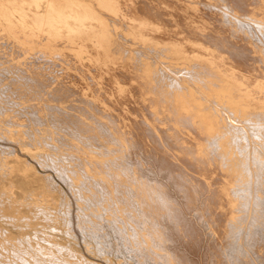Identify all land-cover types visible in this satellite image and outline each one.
<instances>
[{
    "label": "rangeland",
    "instance_id": "1",
    "mask_svg": "<svg viewBox=\"0 0 264 264\" xmlns=\"http://www.w3.org/2000/svg\"><path fill=\"white\" fill-rule=\"evenodd\" d=\"M18 1L0 0V264H185L170 231L175 210L200 227L192 209L223 231L219 245L203 229L198 264H264V76L249 84L224 69L218 42L196 43L166 0ZM184 1L206 37L202 0ZM227 1L204 3L255 48L264 73V0L249 19ZM160 17L174 25L162 42L146 29L154 20L161 31ZM133 123L152 136L148 148ZM150 139L177 162L199 155L215 164L222 183L185 162L188 174L162 169Z\"/></svg>",
    "mask_w": 264,
    "mask_h": 264
},
{
    "label": "bare ground",
    "instance_id": "2",
    "mask_svg": "<svg viewBox=\"0 0 264 264\" xmlns=\"http://www.w3.org/2000/svg\"><path fill=\"white\" fill-rule=\"evenodd\" d=\"M11 1V0H10ZM18 1V0H17ZM23 1V0H22ZM21 1V2H22ZM29 1V0H28ZM32 1V0H31ZM128 1V0H127ZM149 1V0H148ZM162 1V0H161ZM164 1V3H165V0H163ZM229 1V2H228ZM227 2L229 3V4H226V5H229V6H231L234 10H238V12H241L243 15L245 14H247V16L248 15H251L253 12H254V9H253V7H255L254 5L255 4H259V2L261 1V0H228ZM19 2V1H18ZM17 2V3H18ZM36 2H37V0H36ZM35 2V3H36ZM128 2H130V1H128ZM141 2H144L145 4H146V1H141ZM152 2V1H151ZM154 2V1H153ZM158 2V1H157ZM166 2L168 3V5L170 6H168L170 9H171V11L174 13V15H175V17H176V20H177V22H178V24H179V26H180V28L181 29H186L187 31H189L191 34H193V39H196L195 37H197V42L196 43H198V39H199V41L201 40V39H208V40H210V41H214V40H216L217 42H218V44H219V52H217V55L220 57L221 55H223V53H225L226 54V57H225V63H226V68H224V69H227V70H231V69H233V70H235V74H236V77H237V79H241V80H243L244 82L246 81L247 83H249V84H254L256 81H257V79H258V77H262V76H264V73H262L260 70V68H258V66H257V60L259 59V57H257L255 54H256V52H255V48H253L250 44H248V43H246L244 40H242L240 37H234L233 35H232V33H231V31L229 30V28H226V26L224 27L222 24L220 25L219 23H217V21L219 22V18H218V16H219V13L217 14L215 11V9H216V7L214 8L213 6H211V5H209V4H205L204 3V0H202V1H200V3L198 4L199 6H200V9H201V11H202V15H206V17H208V18H210V20L212 21H210L211 22V24H212V26L209 28V31H208V33H207V36L206 37H204V36H202L200 33H198L197 31V33L193 30V26L191 25V23L190 22H194V21H199L198 20V16L195 14V12H193V11H190L191 9H189L188 7H187V5H186V3H185V1L184 0H166ZM192 2V1H191ZM226 2V1H225ZM25 3V2H24ZM27 3V2H26ZM148 3V2H147ZM190 3V2H189ZM220 3V2H219ZM39 4V3H38ZM37 4V5H38ZM123 4V3H122ZM141 4V3H140ZM211 4H213V3H211ZM223 4V3H222ZM37 5H36V7H37ZM134 5H136V3H134ZM148 5V4H147ZM152 5V4H151ZM164 5V4H163ZM162 5V6H163ZM26 6V5H25ZM24 6V7H25ZM122 6V5H121ZM125 6V5H124ZM138 6V5H137ZM144 5H140V10L142 9L144 12H147L148 14H149V16L151 17H153V15H152V13H151V10H153V9H151L150 10V8H149V6H148V8L146 9V7H143ZM158 6V5H157ZM196 6V5H195ZM50 7V6H49ZM154 7H155V5H154ZM28 8V7H27ZM26 8V9H27ZM139 8V7H138ZM160 8H162V7H160ZM165 8V7H164ZM163 8V9H164ZM190 8H194V6L193 7H190ZM196 8V7H195ZM232 8H231V10H232ZM156 9V8H155ZM263 9V8H262ZM28 10V9H27ZM133 10V9H132ZM131 10V12H133ZM138 10V9H137ZM199 10V9H198ZM197 10V11H198ZM223 10H225L224 8H223ZM229 10V9H228ZM234 10H232V12L234 11ZM29 11V10H28ZM122 11V10H121ZM142 11V12H143ZM165 11H166V9H165ZM168 11V10H167ZM196 11V12H197ZM200 11V10H199ZM218 11H220V9L218 10ZM138 12V11H137ZM153 12V11H152ZM226 12V11H225ZM231 12V11H230ZM229 12V13H230ZM231 12V13H232ZM28 13V12H27ZM33 13V18L36 20V22L39 24H42L43 22V20H42V16L41 15H39L38 13H36V12H31V14ZM129 13H130V11H129ZM128 13V14H129ZM136 13V12H135ZM154 13V12H153ZM162 13V12H161ZM171 13V12H170ZM169 12H168V14H170ZM222 13V12H221ZM224 13V12H223ZM228 13V12H227ZM230 13V14H231ZM105 14V13H104ZM130 14H132V13H130ZM143 14V13H142ZM163 14V13H162ZM162 14H160V15H162ZM172 14V13H171ZM240 14V13H239ZM242 14H240V15H242ZM19 15V14H18ZM107 15V14H106ZM155 15V14H154ZM158 15V14H157ZM166 15V14H165ZM258 15V14H257ZM256 15V16H257ZM22 16V15H21ZM132 16V15H131ZM226 16H227V14H226ZM234 16V15H233ZM247 16H245V17H247ZM260 16V15H259ZM56 17V16H55ZM78 17V16H77ZM82 17V16H81ZM105 17V16H104ZM133 17V16H132ZM134 17L135 18H137V21H135L134 22V24H136V26L138 25V24H140V22L142 21V20H140V17H141V19L143 18L142 16H141V12H140V14H138V13H136L135 15H134ZM202 17V16H201ZM236 17V16H235ZM47 18V17H46ZM62 18V17H61ZM61 18H60V20H61ZM84 18V17H83ZM135 18H132V19H134L135 20ZM138 18H139V21H138ZM155 18H156V16H155ZM203 18V17H202ZM226 18V17H225ZM229 18H230V16H229ZM258 18V17H257ZM51 19V18H50ZM70 19V18H69ZM128 19V18H127ZM150 19H154V17L153 18H150ZM222 19V18H221ZM221 19H220V23H221ZM224 19V18H223ZM242 19V18H241ZM248 19H249V16H248ZM54 20H55V18H54ZM57 20H58V18H57ZM56 20V21H57ZM81 20V19H80ZM118 20V19H117ZM146 20V19H145ZM227 20V19H226ZM78 21V20H77ZM127 21V20H126ZM130 21V20H129ZM129 21H128V23H129ZM146 21H148V20H146ZM228 21V20H227ZM230 21V20H229ZM240 21V20H239ZM247 21V20H246ZM249 21V23H250V20H248ZM35 22V23H36ZM51 22V21H50ZM75 22V21H74ZM158 22V20H156V23ZM200 22V21H199ZM198 22V23H199ZM214 22V23H213ZM223 22V21H222ZM66 23V22H65ZM133 23V21L131 22V24ZM158 23H161V27H160V30L161 31H158L157 30V27H156V25H155V21L153 20V21H151L147 26V30L149 31V32H147L146 30L144 31V33H150V35L152 34V37H156V39H160V41L162 42V40L163 39H165V38H170L171 39V37L173 38V36L171 35V33L173 34L174 33V29H173V27L172 26H174L173 24H172V22H171V20H169V18L168 17H160V21L158 22ZM225 23V22H224ZM233 23V22H232ZM235 23V22H234ZM244 23V22H243ZM247 23V22H246ZM252 23V22H251ZM39 24V25H40ZM60 24V23H59ZM175 24V23H174ZM210 24V23H209ZM229 24V23H228ZM255 24V23H254ZM53 25V24H52ZM67 25V24H66ZM143 25H144V23H143ZM158 25V24H157ZM230 25V24H229ZM233 25V24H232ZM241 25V24H240ZM243 25V24H242ZM250 25V24H249ZM159 26V25H158ZM175 26H176V24H175ZM210 25H208V27H209ZM246 26V25H245ZM248 26V25H247ZM246 26V27H247ZM54 27V26H53ZM141 27H143V26H141ZM201 27V26H200ZM207 27V26H206ZM236 27V26H235ZM240 27V26H239ZM243 27V26H242ZM250 27H251V25H250ZM89 28V27H88ZM179 28V29H180ZM195 28V27H194ZM203 28V27H202ZM159 29V28H158ZM181 29H180V33H181ZM208 29V28H207ZM233 29H234V27H233ZM240 29V28H239ZM144 30V29H143ZM139 31H141V28H140V30ZM177 31V30H176ZM206 31V30H205ZM244 31V30H243ZM119 32V31H118ZM188 32V33H189ZM193 32V33H192ZM240 32V31H239ZM239 32H237V33H239ZM143 33V34H144ZM186 33V32H185ZM241 34V33H240ZM140 35V34H139ZM146 35V34H145ZM184 35V34H183ZM245 35V34H244ZM242 36H243V34H242ZM247 36V35H246ZM123 37V36H122ZM143 37V36H142ZM180 37V36H179ZM182 38L184 37V36H181ZM186 37V36H185ZM187 38V37H186ZM186 38L185 39H181V38H179V40H182V41H184V40H186ZM243 38H244V36H243ZM155 39V38H154ZM156 39H155V41H156ZM176 39V38H175ZM244 39H247V38H244ZM189 40H191V39H189ZM159 41V40H158ZM192 41V40H191ZM164 42V41H163ZM165 42H167V40L165 41ZM173 42V41H172ZM174 42H175V40H174ZM193 42V41H192ZM206 42V41H205ZM209 42V41H208ZM208 42H206V43H208ZM177 43V42H176ZM179 43V42H178ZM180 43H182V42H180ZM210 44H211V42H209ZM124 44V43H123ZM185 44V43H184ZM212 44H214V43H212ZM211 44V45H212ZM179 45V44H178ZM201 45V44H200ZM210 45V46H211ZM216 45V44H215ZM180 46V45H179ZM185 46H187V45H185ZM213 46L214 45H212V48H213ZM191 47V46H190ZM202 47V46H201ZM186 48V47H185ZM188 49H189V47H188ZM199 49V48H198ZM188 51V50H187ZM193 51V50H192ZM202 51V50H201ZM200 51V52H201ZM189 52V51H188ZM259 52V51H258ZM199 53V52H198ZM102 54V53H101ZM263 54V53H262ZM206 55V54H205ZM213 55V54H212ZM225 56V55H224ZM217 57V56H216ZM224 58V57H223ZM261 59H264V58H261ZM154 60V59H153ZM224 61H222V63H223ZM262 62V61H261ZM224 66V65H223ZM263 70H264V67H263ZM264 72V71H263ZM107 73V72H106ZM123 74V73H122ZM166 74V73H165ZM126 75V74H125ZM168 75V74H167ZM234 78V77H233ZM264 78V77H263ZM128 79V78H127ZM127 81V80H126ZM258 88V87H257ZM115 90V89H114ZM257 90H255V92H256ZM124 101V100H123ZM125 103V102H124ZM124 105V104H123ZM122 106V105H121ZM132 106V105H131ZM121 108V107H120ZM144 108V107H143ZM139 109V108H138ZM149 114V113H148ZM147 114V115H148ZM152 114V113H151ZM124 116V115H123ZM140 121V120H139ZM138 121V122H139ZM135 123H137V122H135ZM135 123H133L134 124V127L135 126H137L136 128L139 130L138 131V133H136L137 134V137L139 136L140 138H139V141H140V139L142 140V144H140V145H143L144 146V144L145 143H147L148 144V141H149V137L150 138H152V136H150V134L148 133V132H146L144 129H143V127H142V125L140 124V123H138L137 125L135 124ZM190 127V126H189ZM262 127V126H261ZM136 128H133V130L134 129H136ZM150 130V129H149ZM163 130V129H162ZM167 130V129H166ZM165 130V131H166ZM175 130V129H174ZM192 130V129H191ZM164 131V130H163ZM193 131V130H192ZM252 131V130H251ZM255 131V130H254ZM136 132H137V130H136ZM151 133V132H150ZM161 133H162V131H161ZM165 133V132H164ZM196 133V132H195ZM246 133V132H245ZM134 134V133H133ZM135 134V135H136ZM154 134V133H153ZM167 134V133H166ZM169 134V133H168ZM167 134V135H168ZM194 134V133H193ZM256 134V133H255ZM155 135V134H154ZM167 135H165V136H167ZM196 135V134H195ZM198 137V139H201L202 137H200L199 135H197ZM136 137V138H137ZM167 137H169V136H167ZM182 137V136H181ZM258 137V136H257ZM183 138V137H182ZM164 139H166V138H164ZM235 139V138H234ZM156 140V139H155ZM191 140V139H190ZM150 141H151V139H150ZM157 141V140H156ZM166 141H167V139H166ZM200 141V140H199ZM234 141V140H233ZM191 142V141H190ZM240 142V141H239ZM144 143V144H143ZM149 143H151L153 146L152 147H154L153 148V150L155 149V152L157 153V155H159V159H160V162H161V168L163 169H165V168H168L167 170H168V172H174V173H179V172H182V173H187L186 172V170L184 169V167H183V163L185 162V166H186V164L190 167V170H192V171H196L197 173H198V171H199V174H200V172H201V174L200 175H205L206 176V178L208 179L209 177V179H211V177L213 178H216V179H214V180H216L215 182H218V183H222V182H220V180L222 179L221 177H220V179L217 181V178H219V175H218V173L220 172H218L217 173V170H216V168H214L213 166L215 165H209L208 164V162H207V160H205L203 157H200L199 155H197V156H194L192 159H183V162L181 161V162H177V161H175L174 159H172V157H171V155H169V154H164L163 153V151H162V149H160L158 146H157V144H156V142L154 143V141H151V142H149ZM159 143V142H158ZM167 143V142H166ZM195 143V142H194ZM194 143H192V144H194ZM214 143V142H213ZM161 144V143H160ZM146 145V144H145ZM7 146V145H6ZM147 146V148L149 147L148 145H146ZM162 146V145H161ZM194 146V145H193ZM192 146V147H193ZM196 147L198 146V145H195ZM132 147V146H131ZM151 147V148H152ZM187 147V146H186ZM196 147H193L194 149L196 148ZM217 147V146H216ZM174 148V147H173ZM256 149H257V147H256ZM188 150V149H187ZM142 151V150H141ZM149 151V150H148ZM197 151V150H196ZM254 151V150H253ZM166 152V151H165ZM190 152V151H189ZM131 153V152H130ZM155 153V154H156ZM191 153V152H190ZM153 154V153H152ZM149 155V154H148ZM176 155V154H175ZM195 155V154H194ZM153 156V155H152ZM261 156V155H260ZM145 157V156H144ZM156 157V156H155ZM213 158V157H212ZM260 158V157H259ZM134 159V158H133ZM181 159V160H182ZM154 160V159H153ZM159 161V160H158ZM212 161H213V159H212ZM219 161V160H218ZM157 162V161H156ZM225 162V161H224ZM262 162V161H261ZM147 163H148V161H147ZM152 163V162H151ZM158 163V162H157ZM253 163H254V160H253ZM211 164H212V162H211ZM218 165V164H217ZM158 167V166H157ZM188 167V168H189ZM239 167V166H238ZM159 169V168H158ZM161 169V170H162ZM218 169H220V167L218 168ZM148 170V169H147ZM185 170V171H184ZM43 171V170H42ZM163 171H165V170H163ZM246 171V170H245ZM46 172V171H45ZM148 172V171H147ZM149 172H150V169H149ZM167 171H165V173H166ZM220 173H223V172H220ZM219 173V174H220ZM188 174V173H187ZM260 174V173H259ZM262 174V173H261ZM153 175H154V173H153ZM153 175H151V176H153ZM166 175V174H165ZM169 175V174H168ZM189 175H191V178H192V176H195V175H192V174H189ZM221 175V174H220ZM179 176H180V174H179ZM182 176V175H181ZM223 176V175H222ZM229 176V175H228ZM260 176V175H259ZM262 176V175H261ZM260 176V177H261ZM154 177V176H153ZM157 177V176H156ZM178 177V176H177ZM197 177V176H196ZM224 177V176H223ZM164 178V177H163ZM166 178H168V177H166ZM170 178V177H169ZM183 178H185V177H183ZM194 178V177H193ZM251 178V177H250ZM153 179V178H152ZM157 179V178H156ZM155 179V180H156ZM198 179V178H197ZM204 179V178H203ZM258 179V178H257ZM260 179V178H259ZM183 180V179H182ZM187 180V179H186ZM185 180V181H186ZM195 180V179H194ZM213 180V179H212ZM212 180H210V181H212ZM184 181V180H183ZM188 181V180H187ZM199 181H201L200 179H199ZM198 180H196L195 181V183H198L199 182ZM206 181V180H205ZM221 181H223V180H221ZM250 181V180H249ZM259 181V180H258ZM257 182V181H256ZM183 183V182H182ZM192 183V182H191ZM201 183H202V181H201ZM200 183V184H201ZM247 183V182H246ZM185 184H187V182L185 183ZM199 184V183H198ZM199 184V186H203L202 184H204V183H202L201 185ZM211 184H213V183H211ZM189 185V184H188ZM207 185H208V183H207ZM217 186H218V184H216ZM251 185H252V183H251ZM172 186V185H171ZM176 186V185H175ZM184 186V185H183ZM183 186H182V188H183ZM192 186H195V185H192ZM197 186V185H196ZM195 186V187H196ZM177 187V186H176ZM175 187V188H176ZM185 187H186V185H185ZM204 187V189L206 188L205 187V185L203 186ZM191 188V187H190ZM200 188V187H199ZM216 188V187H215ZM215 188H214V190H215ZM177 189V188H176ZM197 189V188H196ZM203 189V188H202ZM207 189H209L208 188V186H207V188L204 190L205 192H206V194H207ZM222 189V188H221ZM178 190H179V188H178ZM177 190V191H178ZM182 190V189H181ZM193 190V189H192ZM191 189L189 190V194H188V196L189 197H193L194 198V192L192 191ZM170 191V190H169ZM200 192H201V190H200ZM221 192V191H220ZM239 192V191H238ZM243 192V191H242ZM170 193V192H169ZM197 193V192H196ZM202 193V192H201ZM236 193V192H235ZM248 194V193H247ZM203 195H205L204 193H203ZM208 195H209V193H208ZM217 195V194H216ZM205 196H207V195H205ZM210 196H212L211 194H210ZM249 196V195H248ZM223 197V196H222ZM225 197L227 198V195H225ZM225 197H223L224 199H226ZM242 197V196H241ZM255 198V197H254ZM260 198V197H259ZM206 198H204V200H205ZM213 199V201L211 200L210 201V204L211 205H214L215 204V202H214V198H212ZM228 199H229V197H228ZM227 199V200H228ZM246 199V198H245ZM256 199L257 200H259L257 197H256ZM208 200V199H207ZM264 200V199H263ZM209 201V200H208ZM225 202H226V200H224ZM223 201V202H224ZM231 201H232V199H231ZM196 202V201H195ZM194 202V203H195ZM198 202V201H197ZM204 202H206V201H204ZM211 202H214V204L213 203H211ZM229 202H230V200H229ZM255 203H256V201H255ZM259 203H260V201H259ZM187 204V203H186ZM199 204V203H198ZM203 204V203H202ZM205 205H206V203H204ZM209 204V203H208ZM216 204H217V202H216ZM262 204H263V202H262ZM190 205V204H189ZM201 205V204H200ZM219 205V204H218ZM243 205H245L244 203H243ZM258 205H260V204H258ZM195 206V205H194ZM194 206H192V207H194ZM199 206V205H198ZM198 206H196V208L198 207ZM204 206V205H203ZM202 206V207H203ZM222 207H223V205H221ZM225 206H227L226 204H224V208H226ZM190 206H188V208L187 209H190L189 208ZM205 208H204V210L207 208L206 206H204ZM228 207H230V205L228 206ZM245 207V206H244ZM250 207V206H249ZM262 207V206H261ZM224 208H223V210H224ZM246 208V207H245ZM258 208H259V206H258ZM200 209V208H199ZM221 209V208H220ZM236 209V208H235ZM260 209V208H259ZM194 212V215L196 216V217H198L199 218V223H200V227L199 226H197L196 224H195V220L193 221L190 217H187V216H185V213L184 214H182L181 213V211H179V210H175V218H176V220H177V222H175V223H173L172 225H171V236H170V239H172L171 241H173L172 243L173 244H175L174 245V252H176L178 255H179V257L181 258V260L185 263V264H198V261L200 260L199 259V257L202 255V252H203V249H204V244H205V241H204V239H205V234H204V230L205 231H207L208 232V234H209V236H214V237H217V244H221V240H222V234H223V231H222V229H220V228H213L214 226H212L211 224H209L207 221L209 220V219H211V218H209L208 216L206 217V219L208 218V220L207 221H205L203 218V216H202V213L198 210V209H192ZM206 210H208V209H206ZM214 210V209H213ZM227 210H229V208L227 209ZM254 210V209H253ZM189 211V210H188ZM190 212V211H189ZM219 212V211H218ZM258 212V211H257ZM205 213H206V211H205ZM231 213V212H230ZM253 213V212H252ZM262 213V212H261ZM189 214H191V212L189 213ZM206 214H208V213H206ZM210 214V213H209ZM213 214V213H212ZM218 214V213H217ZM219 214H220V218H221V213L219 212ZM229 214V213H228ZM249 214V213H248ZM247 214V215H248ZM226 215V214H225ZM225 215L221 218V219H226V217H225ZM258 214H256V216H257ZM262 215V214H261ZM58 216V215H57ZM194 216V217H195ZM206 216V215H205ZM216 216V215H215ZM218 216V215H217ZM217 216H216V218H217ZM227 216H229V215H227ZM243 217V216H242ZM259 217V216H258ZM260 218H261V216H260ZM213 219V218H212ZM215 219V218H214ZM218 219H219V217H218ZM261 220V219H260ZM210 221V220H209ZM214 221H216V220H214ZM226 221H227V219H226ZM255 221V220H254ZM216 222H218V221H216ZM212 223V222H211ZM77 224V223H76ZM220 224V222L218 223V225ZM245 224V223H244ZM256 224V223H255ZM260 224V223H259ZM263 224H264V221H263ZM73 225V224H72ZM214 225V224H213ZM225 224H223V226H224ZM250 225V224H249ZM220 226H222V224H220ZM253 226H254V224H253ZM256 226V225H255ZM257 226H259V225H257ZM236 227V226H235ZM238 227V226H237ZM236 227V228H237ZM239 227H240V225H239ZM264 226H262V228H263ZM79 228V227H78ZM224 228V227H223ZM259 228V227H258ZM261 228V229H262ZM204 229V230H203ZM239 229V228H238ZM258 230V229H257ZM260 230V229H259ZM235 231V234H237V229L236 230H234ZM240 231V230H239ZM256 231V230H255ZM81 232V231H80ZM231 232V231H230ZM241 232V231H240ZM168 233V232H167ZM256 233V232H255ZM81 234V233H80ZM233 234V233H232ZM238 235V234H237ZM34 236V235H33ZM241 236V235H240ZM242 237V236H241ZM211 239H209V241H210ZM216 241V240H215ZM219 241V242H218ZM8 242V241H7ZM212 242V241H211ZM236 242V241H235ZM248 242V241H247ZM215 243V242H214ZM209 243H207V245H208ZM211 244V243H210ZM209 244V245H210ZM250 244V243H249ZM219 245H217V246H219ZM167 247V246H166ZM205 247H206V245H205ZM220 247V246H219ZM210 248V247H209ZM243 248V247H242ZM170 249V248H169ZM173 249V248H172ZM207 249H208V247H207ZM212 249V248H211ZM211 249H210V251H211ZM214 249V248H213ZM215 249H218L217 247L215 248ZM221 249H222V247H221ZM209 250V249H208ZM208 250H206V252H208ZM223 251V250H222ZM205 252V251H204ZM203 252V253H204ZM212 252H214V251H212ZM228 252V251H227ZM226 252V253H227ZM232 252V251H231ZM215 253V252H214ZM232 253H234V251L232 252ZM77 254V253H76ZM205 254V253H204ZM207 254V253H206ZM217 254H218V252H217ZM245 255V254H244ZM249 255V254H248ZM205 257L207 256V255H204ZM210 256V255H209ZM211 256H214V254L213 253H211ZM215 256H216V253H215ZM214 256V257H215ZM231 256H233V254L231 255ZM203 257V256H202ZM208 257V256H207ZM207 257H206V259H207ZM209 258V257H208ZM211 258V257H210ZM213 258V257H212ZM211 258V259H212ZM216 258V257H215ZM215 258H213L214 260H213V262L215 261ZM231 258V257H230ZM210 259V260H211ZM217 259V258H216ZM229 259V258H228ZM238 259V258H237ZM258 259V258H257ZM93 260H95V259H93ZM98 261V260H97ZM204 263L206 262V260H204L203 261ZM208 262V261H207ZM207 262H206V264H207ZM211 262L212 261H210V264H211ZM212 262V263H213ZM220 262V261H219ZM233 262V261H232ZM252 262V261H251ZM215 263H218L217 261H215ZM214 263V264H215ZM231 263V262H230ZM236 263V262H235ZM77 264V263H76ZM199 264H201V263H199ZM247 264V263H246Z\"/></svg>",
    "mask_w": 264,
    "mask_h": 264
}]
</instances>
